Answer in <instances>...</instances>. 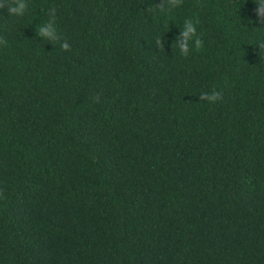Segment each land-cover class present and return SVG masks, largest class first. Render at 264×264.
<instances>
[{"label":"trees","instance_id":"obj_1","mask_svg":"<svg viewBox=\"0 0 264 264\" xmlns=\"http://www.w3.org/2000/svg\"><path fill=\"white\" fill-rule=\"evenodd\" d=\"M25 2L0 9V264H264L256 0Z\"/></svg>","mask_w":264,"mask_h":264},{"label":"clouds","instance_id":"obj_2","mask_svg":"<svg viewBox=\"0 0 264 264\" xmlns=\"http://www.w3.org/2000/svg\"><path fill=\"white\" fill-rule=\"evenodd\" d=\"M256 16L257 19L264 20V0H256ZM0 9L6 11V14L9 17L21 18L26 14L27 4L25 0H0ZM145 11H151V9H145ZM166 9L163 5H157V13H166ZM50 18L55 19L54 12L50 13ZM37 32L43 38H46L48 41H55L58 36L56 29L53 23L42 24L38 27ZM196 28L194 23L190 19H186L183 23L182 29L179 31V34L176 37V45L179 48L181 53H187L189 51V41L193 40L195 36ZM155 44L157 47H162L163 39L160 36L155 38ZM194 44L199 47L201 41L199 39L194 40ZM60 47L62 49H68L69 44L67 42H62ZM220 93L212 90L208 93H202L199 99L207 100L210 104L214 103L219 98Z\"/></svg>","mask_w":264,"mask_h":264}]
</instances>
